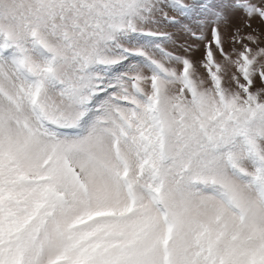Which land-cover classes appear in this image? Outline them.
<instances>
[{
	"label": "snow or ice",
	"instance_id": "6c2138e0",
	"mask_svg": "<svg viewBox=\"0 0 264 264\" xmlns=\"http://www.w3.org/2000/svg\"><path fill=\"white\" fill-rule=\"evenodd\" d=\"M0 264H264V0H0Z\"/></svg>",
	"mask_w": 264,
	"mask_h": 264
},
{
	"label": "rangeland",
	"instance_id": "374dc122",
	"mask_svg": "<svg viewBox=\"0 0 264 264\" xmlns=\"http://www.w3.org/2000/svg\"><path fill=\"white\" fill-rule=\"evenodd\" d=\"M232 24L236 25V26H240L243 24V17L240 14H236L233 16L232 18ZM252 26L253 28H259L260 24L258 20H253L252 21ZM245 31H249V29H244ZM229 34H230V30H229ZM202 51V50H201ZM201 55V52H197L196 53V57L199 58V56Z\"/></svg>",
	"mask_w": 264,
	"mask_h": 264
}]
</instances>
